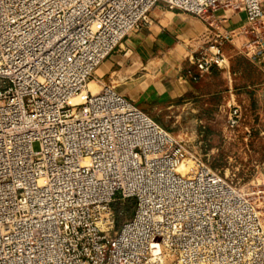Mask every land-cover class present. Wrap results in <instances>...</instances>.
Here are the masks:
<instances>
[{"label": "built area", "instance_id": "obj_1", "mask_svg": "<svg viewBox=\"0 0 264 264\" xmlns=\"http://www.w3.org/2000/svg\"><path fill=\"white\" fill-rule=\"evenodd\" d=\"M160 3L198 16L231 4L243 33L264 18V0H0V264H264L250 202L244 249L219 258L202 232L219 188L241 194L184 139L111 85L71 103ZM228 39L194 53L192 80L224 63ZM248 46L264 65L263 42ZM240 120L232 107L228 124Z\"/></svg>", "mask_w": 264, "mask_h": 264}, {"label": "crops", "instance_id": "obj_2", "mask_svg": "<svg viewBox=\"0 0 264 264\" xmlns=\"http://www.w3.org/2000/svg\"><path fill=\"white\" fill-rule=\"evenodd\" d=\"M247 24L245 11L231 4L198 16L160 3L104 60L95 79L101 86L111 85L153 117L161 109L188 105L202 123L207 105H255L256 98L264 100V65L243 49L223 48L224 63L198 81L188 75V70L195 69L194 53L217 35L236 45L246 42L250 32L242 31Z\"/></svg>", "mask_w": 264, "mask_h": 264}, {"label": "rangeland", "instance_id": "obj_3", "mask_svg": "<svg viewBox=\"0 0 264 264\" xmlns=\"http://www.w3.org/2000/svg\"><path fill=\"white\" fill-rule=\"evenodd\" d=\"M255 28L254 33L249 31L250 37L246 42L236 45L226 41L224 49L238 47L248 52V41L252 43L259 40L264 44V18L255 23ZM90 82L98 86L97 92L103 87L93 78L86 90ZM256 99L255 105H237L241 120L235 127L228 124L231 105H207L202 111V123L196 121L188 105L161 109L158 117L149 114L174 136L184 139L191 151H196L204 162L241 194L240 199L219 188L216 197L218 214L213 222L205 219L209 206L204 207L201 230L204 234L208 232V236L211 230L216 234L219 258L225 256L224 249L228 243L232 244V248L246 247L252 222L247 202L264 222V105H259L264 100ZM200 130L203 131L201 136ZM34 148L38 149V144ZM188 163L189 166L194 165L192 161ZM123 210V218H128L132 212L131 204Z\"/></svg>", "mask_w": 264, "mask_h": 264}, {"label": "bare ground", "instance_id": "obj_4", "mask_svg": "<svg viewBox=\"0 0 264 264\" xmlns=\"http://www.w3.org/2000/svg\"><path fill=\"white\" fill-rule=\"evenodd\" d=\"M97 87L98 86L95 84V82H90L88 90H85L80 95L74 97L71 100V103H81V102H83V100H85L84 98H86V96H87V92L88 91H91L92 93H97V90H98ZM181 168H183V166L180 167V170H181Z\"/></svg>", "mask_w": 264, "mask_h": 264}]
</instances>
